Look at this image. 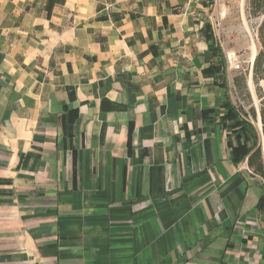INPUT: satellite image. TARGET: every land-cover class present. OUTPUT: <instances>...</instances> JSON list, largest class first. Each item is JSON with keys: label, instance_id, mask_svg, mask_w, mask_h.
I'll use <instances>...</instances> for the list:
<instances>
[{"label": "crops", "instance_id": "0c3cea01", "mask_svg": "<svg viewBox=\"0 0 264 264\" xmlns=\"http://www.w3.org/2000/svg\"><path fill=\"white\" fill-rule=\"evenodd\" d=\"M211 2L0 0V264H264Z\"/></svg>", "mask_w": 264, "mask_h": 264}, {"label": "rangeland", "instance_id": "374dc122", "mask_svg": "<svg viewBox=\"0 0 264 264\" xmlns=\"http://www.w3.org/2000/svg\"><path fill=\"white\" fill-rule=\"evenodd\" d=\"M213 17L216 21V31L221 40V47L226 52L233 51L239 62V69H229V78L233 81L237 78L239 84L233 81L231 86V96L237 104L243 106L246 110L250 106L256 111V118L251 119L253 126L261 137L259 123V102L260 98L257 95V84L250 79L251 63L254 60L257 50L256 29L261 20L260 17H248L246 14V0H212ZM242 76L245 77V88ZM252 77V76H251ZM249 79V80H248ZM249 81V83H248ZM264 93V80L258 85ZM256 179L257 187L260 192V184Z\"/></svg>", "mask_w": 264, "mask_h": 264}, {"label": "trees", "instance_id": "16d2710c", "mask_svg": "<svg viewBox=\"0 0 264 264\" xmlns=\"http://www.w3.org/2000/svg\"><path fill=\"white\" fill-rule=\"evenodd\" d=\"M246 14L248 17H260L259 24L256 29V42H257V52L253 60L252 67V80L257 84V95L261 99L259 102V115L260 123L262 127V138L253 126L251 119H255L257 114L254 107L250 106L248 109H244L241 105H229L228 113L224 115V118L234 119L238 118L236 121L232 122L230 128L232 132L238 137L240 134L243 136L241 143L238 142L236 150L238 154L235 155V163H240L246 161L249 173L251 176L256 177L262 188V192L259 195L257 204L258 207L264 209V157L262 155V142L264 144V93L260 90L258 86L261 80H264V0H246ZM210 38L213 36L210 33ZM213 45L210 44L208 49L213 50ZM220 55V61L216 65L218 68L221 66L224 68L226 66L225 56L223 51H221L220 45L217 46ZM214 67V66H213ZM242 81L245 77L242 76ZM235 84H239L237 78H234ZM245 88V81L244 87ZM260 124L258 123V126ZM262 141V142H261Z\"/></svg>", "mask_w": 264, "mask_h": 264}, {"label": "built area", "instance_id": "2783aa9c", "mask_svg": "<svg viewBox=\"0 0 264 264\" xmlns=\"http://www.w3.org/2000/svg\"><path fill=\"white\" fill-rule=\"evenodd\" d=\"M215 1H220V0H215ZM225 61H226V66L228 69L233 68V69H239L240 65L239 62L236 58V54L233 51L226 52L225 55Z\"/></svg>", "mask_w": 264, "mask_h": 264}, {"label": "water", "instance_id": "95a60500", "mask_svg": "<svg viewBox=\"0 0 264 264\" xmlns=\"http://www.w3.org/2000/svg\"><path fill=\"white\" fill-rule=\"evenodd\" d=\"M253 63V62H252ZM252 63H251V72H250V79H251V76H252V67H253V65H252ZM258 119H259V127H260V131H261V138H262V127H261V123H260V115H259V117H258ZM262 142V141H261ZM262 155H263V157H264V144H263V142H262Z\"/></svg>", "mask_w": 264, "mask_h": 264}, {"label": "bare ground", "instance_id": "6f19581e", "mask_svg": "<svg viewBox=\"0 0 264 264\" xmlns=\"http://www.w3.org/2000/svg\"><path fill=\"white\" fill-rule=\"evenodd\" d=\"M249 80V79H248ZM248 83H249V81H248Z\"/></svg>", "mask_w": 264, "mask_h": 264}]
</instances>
